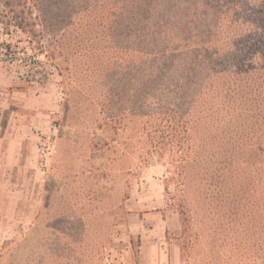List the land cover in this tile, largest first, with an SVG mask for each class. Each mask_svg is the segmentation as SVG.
Segmentation results:
<instances>
[{
	"label": "trees",
	"instance_id": "16d2710c",
	"mask_svg": "<svg viewBox=\"0 0 264 264\" xmlns=\"http://www.w3.org/2000/svg\"><path fill=\"white\" fill-rule=\"evenodd\" d=\"M9 1L11 26L47 52L34 66L101 79L121 156L136 135L137 160L166 165L170 206L191 219L205 208L216 250L264 264V0Z\"/></svg>",
	"mask_w": 264,
	"mask_h": 264
},
{
	"label": "rangeland",
	"instance_id": "374dc122",
	"mask_svg": "<svg viewBox=\"0 0 264 264\" xmlns=\"http://www.w3.org/2000/svg\"><path fill=\"white\" fill-rule=\"evenodd\" d=\"M14 3L0 0V66L12 75V90L26 92L8 101L33 123L37 151L32 166L14 167L12 182L0 183V264H235L229 245L216 250L205 208L191 219L166 201V165L153 154L143 166L136 135L121 156L124 137L100 110L101 79L84 67L63 79L51 62L33 65L46 63L47 52H34L35 38L11 26ZM41 10L32 17L42 19ZM54 40L47 32L41 38ZM55 62L76 64L65 55Z\"/></svg>",
	"mask_w": 264,
	"mask_h": 264
},
{
	"label": "crops",
	"instance_id": "0c3cea01",
	"mask_svg": "<svg viewBox=\"0 0 264 264\" xmlns=\"http://www.w3.org/2000/svg\"><path fill=\"white\" fill-rule=\"evenodd\" d=\"M12 75L0 66V183L12 182V169L21 164L32 166L36 154L32 140L35 138L31 123L22 114L12 113V93L26 95L24 91H13ZM26 159L22 160L24 150ZM22 161V163H21Z\"/></svg>",
	"mask_w": 264,
	"mask_h": 264
},
{
	"label": "built area",
	"instance_id": "2783aa9c",
	"mask_svg": "<svg viewBox=\"0 0 264 264\" xmlns=\"http://www.w3.org/2000/svg\"><path fill=\"white\" fill-rule=\"evenodd\" d=\"M39 150H40V153H41V163L45 167V166H47V163H48V157H47V154H46L47 150H48V147H47V144H46L45 140H41L40 141Z\"/></svg>",
	"mask_w": 264,
	"mask_h": 264
}]
</instances>
